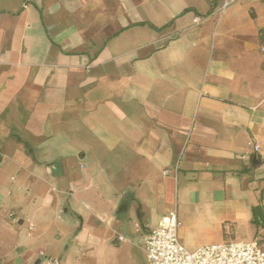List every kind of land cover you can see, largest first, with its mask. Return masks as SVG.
<instances>
[{"label": "crops", "instance_id": "crops-1", "mask_svg": "<svg viewBox=\"0 0 264 264\" xmlns=\"http://www.w3.org/2000/svg\"><path fill=\"white\" fill-rule=\"evenodd\" d=\"M223 3L0 0L12 264H50L56 221L59 239L75 232L62 264L78 249L92 264H145L147 235L172 212L191 252L260 238L264 0Z\"/></svg>", "mask_w": 264, "mask_h": 264}, {"label": "built area", "instance_id": "built-area-1", "mask_svg": "<svg viewBox=\"0 0 264 264\" xmlns=\"http://www.w3.org/2000/svg\"><path fill=\"white\" fill-rule=\"evenodd\" d=\"M235 1L224 0L220 11L224 12ZM251 146L255 153L259 152L257 145ZM136 227L139 228L138 225ZM179 228L178 216L172 212L162 219L157 228L150 231L143 246L145 264H264V228L260 238L254 241H229L204 246L194 252L188 251L181 244ZM33 230L34 227L29 225V231ZM50 264L59 263L52 260Z\"/></svg>", "mask_w": 264, "mask_h": 264}, {"label": "rangeland", "instance_id": "rangeland-1", "mask_svg": "<svg viewBox=\"0 0 264 264\" xmlns=\"http://www.w3.org/2000/svg\"><path fill=\"white\" fill-rule=\"evenodd\" d=\"M10 174H9V171L8 170H4V172H2V174H0V188H4L5 186H7V182H9L8 178H9ZM59 223L58 221H56V223L53 225V229H52V232L50 234V237L49 239L51 240V242L55 243L56 244V248H54L53 250H50L51 252V256H52V260H56L59 262V264H62V258H63V253H64V249H65V246L69 240V238L71 239L70 237V234L71 233H75L74 232V227L73 226H70V230L69 229H66V230H62V231H59V232H62V234L64 235V238L61 240L58 238V227H59ZM18 237L22 240L25 239L26 237V234H25V229H22L19 234H18ZM10 240V239H9ZM50 243V242H49ZM49 246H52V244L50 243L48 245ZM10 248H8V246H0V259L2 260V264H12V259H13V256L15 255L14 253L15 252H11L9 250ZM78 250H75L74 252H69L68 253V256H67V262L70 263V264H92V261H91V258L90 256L87 254L86 256H83L80 252H78ZM88 252V251H87ZM85 251V253H87ZM69 258V259H68ZM143 256H142V253H140V256H139V259H138V262L137 264H144V261H143ZM48 261L49 259H45L43 258L42 259V264H48ZM29 264H35L34 262H31Z\"/></svg>", "mask_w": 264, "mask_h": 264}, {"label": "trees", "instance_id": "trees-1", "mask_svg": "<svg viewBox=\"0 0 264 264\" xmlns=\"http://www.w3.org/2000/svg\"><path fill=\"white\" fill-rule=\"evenodd\" d=\"M254 223L258 228H264V212L260 207H255L252 210Z\"/></svg>", "mask_w": 264, "mask_h": 264}]
</instances>
